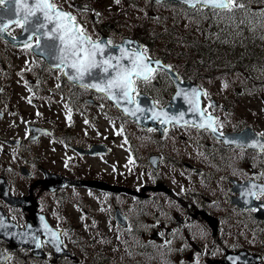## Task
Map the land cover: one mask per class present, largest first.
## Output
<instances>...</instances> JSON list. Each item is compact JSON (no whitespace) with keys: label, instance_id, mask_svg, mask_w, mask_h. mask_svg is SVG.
Masks as SVG:
<instances>
[{"label":"flooded vegetation","instance_id":"af4514ba","mask_svg":"<svg viewBox=\"0 0 264 264\" xmlns=\"http://www.w3.org/2000/svg\"><path fill=\"white\" fill-rule=\"evenodd\" d=\"M74 3V0H65L63 5L79 25L86 12ZM3 7L4 4L0 5ZM106 26L104 23L96 32L102 34L101 27ZM20 31L15 21L6 30L11 36ZM36 38L27 44L31 46ZM25 45H13L0 36V227H5V232L0 231V251L8 256L6 264L39 262L27 246L30 242L39 240L40 246L48 251L43 236L36 238L35 233L20 232L35 226L29 212L34 202L38 212L48 213L50 202L57 210L60 194L66 191L72 196L79 192V195H96L102 198V203L107 201L106 190L80 184L50 192L43 181L46 174H51L121 185L123 178L115 153L120 140L122 144L127 141L128 153L133 156L144 151L143 158L137 157V161L149 169L151 185L164 182L170 188L171 193L165 195L149 189L143 198L151 200L149 208L155 216L160 212L183 214L184 253L188 263L246 264L224 260L228 251L246 250L264 264V253L249 246L253 233L264 241V218L259 213L264 209V151L224 145L208 128L189 125L171 124L162 132L137 126L139 131L131 143V137L125 135L124 116L105 96L63 78L61 70L47 67ZM148 83L149 80L142 84ZM152 83L155 87L160 85L158 80ZM200 86L206 92L204 113L214 117L213 124L219 133L250 127L264 134V119L250 123L246 115L252 114L251 111L229 108L230 95L218 96L208 81ZM139 89L161 106L172 94L173 87L171 83L165 84L159 93ZM64 117L69 120L68 124ZM78 119L87 122L86 125L79 126ZM103 119L109 124H100L99 120ZM202 122L208 124V118ZM258 123L261 124L258 126ZM144 141L146 145L142 144ZM93 145H103L105 152L86 155L75 149ZM151 154L158 155L155 166L147 162ZM62 165L69 167L62 169ZM137 182L141 189L144 184L141 180ZM246 182L251 186L256 183L257 190L251 192L244 185ZM7 194L21 198L22 202L12 204ZM235 197L244 198L235 204L231 201ZM159 198L163 200L158 201ZM203 214L216 219L215 236ZM3 215L7 217L5 222Z\"/></svg>","mask_w":264,"mask_h":264},{"label":"rangeland","instance_id":"374dc122","mask_svg":"<svg viewBox=\"0 0 264 264\" xmlns=\"http://www.w3.org/2000/svg\"><path fill=\"white\" fill-rule=\"evenodd\" d=\"M60 1V0H58ZM111 0H108L110 2ZM244 1V2H243ZM246 1V3H245ZM241 3L244 4V8H236L232 12L227 11H217V10H208L203 8H194V9H182L180 7L177 8L178 13L180 15L178 21L183 22L186 24V17L192 20V23L194 24V29H196L200 35V38L196 40V38L193 36L192 39H195L199 45L205 47V49H209L212 52L213 56H217V61H222L227 63L231 59L232 56L237 55L235 58L232 59V61L224 67L225 74L222 77H219L216 79L217 87H221L222 89L225 88V90L221 89L220 93L228 92V84H236L244 75L250 74V73H257L258 69L256 67L247 66V71L245 72L244 66H239L236 68V74L235 70L233 69L232 63L235 60H238L240 47L244 43L248 42H256L258 46H261L264 44V16H261L260 13L264 12V0H241ZM190 12L188 13V11ZM83 27H87V29L92 30V25L89 22H86L83 24ZM173 37V36H171ZM193 41V40H192ZM202 42V43H201ZM170 45L173 47V56L180 55L183 57L184 61H201V57L199 55L193 54V53H187V50H183V48L191 47L192 45L189 43H170ZM177 47V48H176ZM186 54V55H185ZM154 80H158L160 82L159 87L153 86L152 81L148 84H141L140 88H145L149 93H159L163 88L165 87V84L169 85L171 82L169 79L163 74L158 73ZM140 90V89H139ZM251 96L250 87L249 90L243 91L240 96V99L244 102H247L245 105H256L259 109H262L261 103L264 100V95H259L254 100L251 97L252 102H248L249 97ZM260 112H263L260 110ZM264 113V112H263ZM65 124L69 123V120L64 117ZM104 120V121H103ZM99 120L100 124L105 125L109 124L106 119ZM87 122H85L82 119H78L77 124L79 126L86 125ZM124 128H126L127 136H130L131 138H134L137 136V129L134 125H131L130 123L124 122L123 123ZM122 142V140H120ZM116 155L119 157L117 160L118 165L120 166L121 170H124L121 172V174H124L126 176L132 177V174H141L140 179L144 181V183H151L150 175H148L147 167L144 166H137V163L135 162L130 167L127 166L128 164H124V160L127 157L126 151L121 148H117L115 151ZM127 162L130 161L126 160ZM68 165H62V169H68ZM110 166H108L109 168ZM165 171V168H163V172ZM79 199L77 203L67 202V212L70 214L71 218L74 221V227H78V225L83 224V226L80 228V230L76 231V236H83L90 238L88 231V226L90 222L94 223L93 225H96L98 221H102L106 224H111L110 222V213H101L100 211V205L102 203V199L100 198L98 201L95 199V197H90L87 194H81L78 195ZM72 198L76 196H71ZM122 200L126 201L128 198L125 195H122ZM111 212V211H110ZM97 213L96 221L93 222L91 220V217ZM88 214V217H87ZM148 217H144L142 224L138 221V227L140 229H145L147 231V227L145 224L147 223V219L145 218H154L153 213L150 212ZM167 214L163 213L161 216L157 219L158 224L161 223L162 218H165ZM53 222H55L56 218H51ZM156 219V218H154ZM144 224V225H143ZM171 230V229H168ZM178 231L180 232L176 237H174L173 230L169 233L168 241H170V245L174 249H180L182 245L184 244L183 238L185 236V230L181 232V229L179 228ZM147 231L146 233H148ZM144 240V239H143ZM142 240V241H143ZM145 241V240H144Z\"/></svg>","mask_w":264,"mask_h":264},{"label":"snow or ice","instance_id":"6c2138e0","mask_svg":"<svg viewBox=\"0 0 264 264\" xmlns=\"http://www.w3.org/2000/svg\"><path fill=\"white\" fill-rule=\"evenodd\" d=\"M5 2L6 0H0V5H3ZM14 2L18 6L16 14L19 17L15 23L25 32L31 31L33 34H37L40 33L42 28L47 27L46 24L40 23V16L38 13H42L49 23L55 21V27L43 35L49 40H59L58 50L61 55L58 59L61 64L73 69L75 73L69 77L70 79L82 81L86 76L99 79L101 83L104 84V87H101L100 84H88L85 86L95 87L99 91L109 93L114 89L116 93H120L124 98H127L129 103H133V98L130 93L135 91L136 80L143 79L144 81H148L153 78V73L156 69L149 67L145 63L148 57L145 56L143 52L146 50L141 52L134 51L131 56H128L125 54V50L120 48L121 57H113L109 54L107 58H105L104 54L107 46L111 45L112 42L108 41L107 44H105L100 40H93L76 23L75 17L70 13L58 9L51 0H32L31 3H29V0H14ZM117 2H119V0H117ZM184 2L191 3L193 7L200 4L204 7H210L213 10L227 12H232L236 8L245 7L240 0H184ZM21 4H23V10L19 7ZM260 15L264 16V12H261ZM9 23H11V21ZM7 27V24L0 25V33L5 32ZM29 39H31V36ZM40 40L41 36L37 35V47L40 46ZM25 46L28 47L30 45L26 44ZM98 57L100 58L98 59ZM122 58L129 59L131 67H125L119 64V60ZM113 59L117 60V64L111 63ZM57 66L59 67V65ZM97 69H99V73L96 71ZM111 73L115 74L111 75ZM177 95H180V93H177ZM197 96L198 93L193 90V99L188 101L189 104L195 106L197 103L195 97ZM137 111L143 110L137 108ZM132 114L135 115L134 112ZM200 114L203 116V112ZM181 116H183V114H181ZM208 121L207 127H211L212 131H215L216 129L212 127L214 121L211 116L208 117ZM200 127H205V125L201 124ZM261 147H264V145Z\"/></svg>","mask_w":264,"mask_h":264},{"label":"water","instance_id":"95a60500","mask_svg":"<svg viewBox=\"0 0 264 264\" xmlns=\"http://www.w3.org/2000/svg\"><path fill=\"white\" fill-rule=\"evenodd\" d=\"M157 1H161V0H157ZM171 1L183 3L187 6H192L191 3H185L184 0H171ZM6 5L9 6L7 1H6ZM197 5H200V4H197ZM5 16L7 15L0 16V19ZM53 16H54V13H53ZM40 23L46 24L47 27L42 28L40 30V33H39V35L41 36L40 46L37 47V44L35 45L34 47L35 52L43 56L45 60L48 62V64L51 66L63 65L64 75L69 78L75 73L73 69L69 67H65L64 64H61L60 60L58 59V57L61 55V53L58 50L59 40H49V39H46L43 35L49 32V30H51L53 27H55V21H53L52 23H49L48 20L44 18L43 14H41ZM13 40L15 42H19L18 41L19 38H16ZM100 41L105 43L104 40H100ZM129 46H133L134 48H130ZM120 48H123L125 50V54L128 56H131V54L134 51L135 52L142 51V45L140 42L133 40L131 38L125 37L123 38V41L120 42L118 45H108L107 46L106 52L104 54L105 58H107L109 54L112 55L113 57H121L122 54L120 52ZM99 58L100 57H98V59ZM111 63L117 64V60L113 59ZM145 63L153 69L156 67L164 68L165 70H167V72L170 74V76L174 80L177 90L172 99V102L174 103V106L172 108L160 110L153 104L152 100L147 98L145 95L138 96L135 103H129L127 98H124L122 94L120 93H116V90L114 89L112 90L111 93H109V92L99 91L95 87H90V88L107 94L109 98L115 102V104L119 105L124 110L125 114H127L133 119H136L141 124H145V116L148 115L150 117V120L162 118V119H165L167 122H174V123H182L187 119V121L190 120L189 122L191 124H195L200 127L201 124L199 120L203 116H201L200 114L201 113L200 93L197 89V86L190 82H180L176 72L172 70L171 68H169L166 64L162 63L160 59H154V58L148 57V60H146ZM119 64H122L125 67H131V63L129 59L122 58L119 60ZM96 71L99 73V69H97ZM114 74L115 73H111V75H114ZM78 81L80 84H83V85L100 84L101 87H104V84H102L99 79H93L87 76L84 78V80L82 81L78 80ZM193 90H195L198 93V96L195 97V99L197 100V103L195 106H193L192 104H189L188 102L190 99H193L192 97ZM177 93H180V95H177ZM137 108L142 109L143 111H137ZM133 112L135 113V115L132 114ZM181 114H183V116H181ZM220 137L225 142V144L248 145L250 147H254L258 149L262 148L260 145L253 146L254 145L253 143H246V142L240 141L235 134H224V135H220ZM104 187L106 188L108 186L104 184ZM109 188L114 189V190H126L129 192H132L131 190L127 188H118L115 186H109ZM115 217L118 221L122 222L121 219L119 218L120 216L118 212H115ZM49 229L53 230L55 235L49 233L48 230H45V235L50 245L53 247L55 254L56 255L67 254L69 256H72L68 251L62 248L61 239L59 237V231H56L52 228H49Z\"/></svg>","mask_w":264,"mask_h":264},{"label":"trees","instance_id":"16d2710c","mask_svg":"<svg viewBox=\"0 0 264 264\" xmlns=\"http://www.w3.org/2000/svg\"><path fill=\"white\" fill-rule=\"evenodd\" d=\"M128 1L129 0H122L120 2L122 4H125V6H128L127 5ZM135 11H137V10H135ZM116 12L117 11L114 9V11L113 10L109 11L108 15H113V17L116 18L117 17L116 14L118 13V12L117 13ZM159 16L161 17L160 20H159L158 17L153 19V18L149 17L145 13H143V14L134 13L130 17L131 25L129 27L125 26L122 30L125 33H129V34L141 39L147 46H151L153 48V50H151L153 53L162 55L164 58H167L166 50H164V49L163 50H159V47L166 48L168 46L167 44H169V40L166 39V34L162 33V32H159L158 28H157V25H158L159 22L164 23V24L166 23L167 12H165V11L159 12ZM178 41H179V43L180 42H184L183 39H179ZM190 44L192 45V49H193L194 53L197 54V55H200V57L202 59L201 61H196V62H206V64H207L209 62H213L214 61V59L211 56L205 54L206 53L205 47H203L201 45L196 46L192 42ZM172 50H173V47H172ZM183 50H187V48H183ZM172 54H173V52H172ZM179 56L180 55H175V57L173 58V60L171 62L173 67L182 76H185L188 73L189 76H191L192 78H197V76H198L197 71L198 70H195L192 73V72L187 71L186 69H184L181 66L184 62L181 64V61L177 58ZM183 66L186 68L185 65H183ZM195 68H198L200 70H204L205 69V67H203V66H196ZM100 247L101 246L98 243L93 242L92 243L93 253L95 254L96 250L99 249ZM117 248L122 249V248H126V247L125 246H119ZM99 252H100V249H99ZM129 259L131 260V264H144V262L146 260H148V258H145L144 256L136 255L135 253H131V256L129 257ZM132 261H135V262H132ZM80 263L81 262H76V263H73V264H80ZM85 263L86 264H101L95 258H91L90 260L86 261ZM61 264H64V263L61 262Z\"/></svg>","mask_w":264,"mask_h":264},{"label":"bare ground","instance_id":"6f19581e","mask_svg":"<svg viewBox=\"0 0 264 264\" xmlns=\"http://www.w3.org/2000/svg\"><path fill=\"white\" fill-rule=\"evenodd\" d=\"M209 63L213 64L212 62H209ZM213 65H214V64H213Z\"/></svg>","mask_w":264,"mask_h":264}]
</instances>
